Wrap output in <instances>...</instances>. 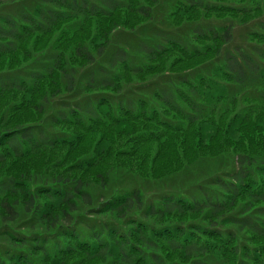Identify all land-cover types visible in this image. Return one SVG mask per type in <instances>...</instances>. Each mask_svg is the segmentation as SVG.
Wrapping results in <instances>:
<instances>
[{
  "label": "trees",
  "instance_id": "16d2710c",
  "mask_svg": "<svg viewBox=\"0 0 264 264\" xmlns=\"http://www.w3.org/2000/svg\"><path fill=\"white\" fill-rule=\"evenodd\" d=\"M23 1L0 12V264H264V0H172L174 34L114 48L159 0L0 9ZM134 83L160 88L116 100ZM201 160L195 193L109 191Z\"/></svg>",
  "mask_w": 264,
  "mask_h": 264
},
{
  "label": "rangeland",
  "instance_id": "374dc122",
  "mask_svg": "<svg viewBox=\"0 0 264 264\" xmlns=\"http://www.w3.org/2000/svg\"><path fill=\"white\" fill-rule=\"evenodd\" d=\"M170 0H159L157 8L155 9V13L153 14V20L148 24L147 27L143 28L142 30H138L135 34H126L123 30H118L112 35V48L121 46L125 43L126 45H130L140 37H148L151 35V31L153 30H164L167 31L169 35L174 34V31H170L168 28V8ZM32 1H23L16 4L13 7H7L6 9H0L2 15L6 14H14V11L20 10L22 6H28L29 3ZM14 10V11H13ZM180 35L185 36V30L180 29L177 31ZM235 40H239L240 36L236 33ZM131 58L136 60L137 62H142V58L134 53L130 54ZM41 56H37L34 60V63L30 66H24V69H28L30 67H34L37 65L38 59ZM36 61V62H35ZM95 70V68H94ZM160 88L156 85L147 87L146 85L134 83L132 86L128 87L124 92L116 96V100H123V102L128 101L129 99H136V98H143L148 96L150 98L151 92L153 90H158ZM79 100H86L85 98L79 97ZM222 162L220 160H201L194 164V166L188 167L180 173H177L167 179L166 181L157 182L154 180H147L142 178H134L124 172H117L115 177H113V183L111 184V188L109 191H120L126 189V187L133 183V185L137 186L138 189L143 194V198L146 201L157 199L163 192H172L177 193L180 195H184L185 193H195L193 187L196 186L197 183L203 181L208 175L213 173L216 168H218ZM229 166V165H228ZM101 194V192H99ZM102 194H104L102 192ZM189 199L190 197H185Z\"/></svg>",
  "mask_w": 264,
  "mask_h": 264
}]
</instances>
